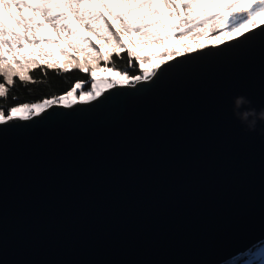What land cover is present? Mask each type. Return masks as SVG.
<instances>
[{
    "label": "water",
    "instance_id": "95a60500",
    "mask_svg": "<svg viewBox=\"0 0 264 264\" xmlns=\"http://www.w3.org/2000/svg\"><path fill=\"white\" fill-rule=\"evenodd\" d=\"M263 242L264 22L0 120V264H223Z\"/></svg>",
    "mask_w": 264,
    "mask_h": 264
},
{
    "label": "rangeland",
    "instance_id": "374dc122",
    "mask_svg": "<svg viewBox=\"0 0 264 264\" xmlns=\"http://www.w3.org/2000/svg\"><path fill=\"white\" fill-rule=\"evenodd\" d=\"M211 19L221 22L215 33L208 32ZM263 22L264 0H0L2 57L34 56L60 65L71 55L66 64L89 68L93 78L88 90L76 84L54 102L20 105L8 117H27L55 103L71 106L130 83L124 74L96 64L117 45L116 36L146 57L138 78L144 81L168 58L236 37ZM241 264H264V242Z\"/></svg>",
    "mask_w": 264,
    "mask_h": 264
},
{
    "label": "trees",
    "instance_id": "16d2710c",
    "mask_svg": "<svg viewBox=\"0 0 264 264\" xmlns=\"http://www.w3.org/2000/svg\"><path fill=\"white\" fill-rule=\"evenodd\" d=\"M209 22L210 33L217 32L221 27V22L217 19ZM116 40L114 49L108 50L105 59H98L96 64L124 74L132 79L130 84H134L143 72L142 66L146 57L122 43L117 36ZM76 57L78 56L74 54L73 58ZM67 58L71 60L72 56H67L65 60ZM63 61L58 65L50 61H40L34 56L25 59L2 57L0 49V117L10 116L11 110L20 105L40 101L54 102L71 91L76 84H81V89L88 90L93 79L91 70L76 64L67 65V61L63 64ZM252 250L253 248L223 264H241V260Z\"/></svg>",
    "mask_w": 264,
    "mask_h": 264
}]
</instances>
